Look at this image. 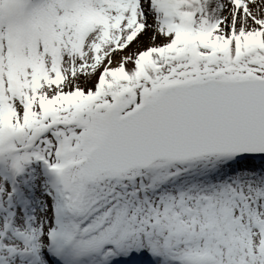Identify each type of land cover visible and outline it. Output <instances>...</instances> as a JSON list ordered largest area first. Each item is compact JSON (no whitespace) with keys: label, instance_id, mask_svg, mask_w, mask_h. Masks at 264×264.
I'll list each match as a JSON object with an SVG mask.
<instances>
[{"label":"snow or ice","instance_id":"obj_1","mask_svg":"<svg viewBox=\"0 0 264 264\" xmlns=\"http://www.w3.org/2000/svg\"><path fill=\"white\" fill-rule=\"evenodd\" d=\"M0 264H264V0H0Z\"/></svg>","mask_w":264,"mask_h":264}]
</instances>
